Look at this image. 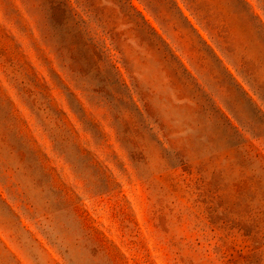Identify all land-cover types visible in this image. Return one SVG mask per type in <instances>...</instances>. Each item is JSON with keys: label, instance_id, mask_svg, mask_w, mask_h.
<instances>
[{"label": "rangeland", "instance_id": "obj_1", "mask_svg": "<svg viewBox=\"0 0 264 264\" xmlns=\"http://www.w3.org/2000/svg\"><path fill=\"white\" fill-rule=\"evenodd\" d=\"M0 264H264V0H0Z\"/></svg>", "mask_w": 264, "mask_h": 264}]
</instances>
